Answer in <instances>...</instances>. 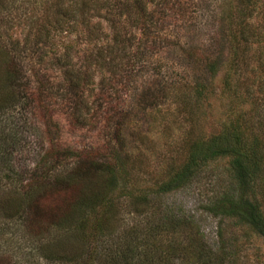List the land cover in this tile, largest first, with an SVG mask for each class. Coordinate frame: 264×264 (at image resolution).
I'll return each mask as SVG.
<instances>
[{"label": "rangeland", "instance_id": "374dc122", "mask_svg": "<svg viewBox=\"0 0 264 264\" xmlns=\"http://www.w3.org/2000/svg\"><path fill=\"white\" fill-rule=\"evenodd\" d=\"M77 1L0 0V49L10 52L19 70L15 101L0 109V151L6 148L8 161L0 171V264H58L39 251V244L51 246L61 237L48 212L61 213L60 203L71 208L75 195L100 191L105 180L60 186L54 178L89 155L106 161L123 148L135 160L126 190L119 182L107 193L119 208L115 225L121 229L147 223V212H135L131 202L185 161L188 136L208 137L240 119L264 138V0L244 14L232 10L238 4L233 0H97L80 14ZM108 12L118 31L100 16ZM60 18L62 26L56 24ZM245 24L252 25V34L243 31ZM5 66L0 58V71ZM72 74L82 75L79 86L69 84ZM40 81L42 104L31 94ZM37 163L50 169L52 187L40 198L49 210L40 217L43 231L35 240L28 214L7 217L1 202L14 197L11 188L23 178L5 174L29 178ZM233 184L230 158L222 157L188 186L156 201L200 216L212 241L221 218L204 206ZM232 224L233 218L224 219L227 230ZM243 230L234 229L235 258L264 264V237Z\"/></svg>", "mask_w": 264, "mask_h": 264}, {"label": "trees", "instance_id": "16d2710c", "mask_svg": "<svg viewBox=\"0 0 264 264\" xmlns=\"http://www.w3.org/2000/svg\"><path fill=\"white\" fill-rule=\"evenodd\" d=\"M233 1L238 4L234 5L232 10L235 9L241 14L251 13L258 2V0ZM95 4L97 0H81L75 2V7H78L77 11L80 14L92 10ZM227 15L230 18V14ZM100 16L103 21L109 23L110 28L118 31L109 12ZM62 21V18L57 19L56 24L62 26ZM135 23L137 26L139 22ZM144 30L143 28L141 32ZM243 31L252 34L254 28L245 24ZM115 40L120 41L119 36L115 37ZM121 49L127 51L125 47ZM0 58L10 65L0 71L2 110L15 101L13 87L19 80V70L8 50L0 49ZM131 60H135V57ZM81 77V74H72L71 80L69 79L71 87L79 86ZM2 80L5 81L4 84ZM40 82L37 91L31 94H35L38 103L42 104L40 98L44 95L42 90L45 84ZM82 97L81 95L79 98ZM239 120L230 121L219 132L208 137L188 136L183 143L186 150L185 161L177 168L175 165L171 166L167 178L158 183L154 191H147L148 193L145 191L135 196L131 207L137 213L147 212L145 216H149L148 224L137 222L121 229H117L115 225L118 224L119 208L112 196L109 197L107 193L111 188L117 187L119 182L124 184L121 190H126L130 176L129 163L135 162L133 156L123 148H115L112 156H109L110 159L106 161H99L94 159L93 155H89L66 176L54 178L56 184L60 186L90 183L97 176L105 180L100 191L94 190L90 193L82 191L80 195H75L71 208L67 209V205L60 203L63 210L61 213L48 212V208L40 205V198L52 185L48 181L50 169H44L43 166L41 169L39 163L30 170L29 178H24L22 172L12 171L11 175L5 174V177L10 179L14 176L16 180L17 177L23 178L18 188H11L14 197H4L1 206L5 209L3 211L7 217H22L24 214L27 217L28 214V225L31 228L30 232L35 234V238L33 237L35 240L37 234L43 231L44 224L40 217L45 212L50 213L49 222H55L62 232L59 240L51 246L39 244V251L49 263L244 264L240 263L239 258H235L239 246L234 229H244V233L250 231L264 237V138L251 125ZM1 133L0 129V135ZM1 145L0 142V150L3 148ZM4 154L6 148L0 151V171L2 168L5 170V162L8 163ZM222 157L230 158L234 184L230 190L214 195L204 206V211L221 218L215 229V239L209 241L200 216L170 204L163 207L158 204L156 197L185 188L211 161ZM228 218H233L235 224L230 225L227 230L224 227V219Z\"/></svg>", "mask_w": 264, "mask_h": 264}]
</instances>
